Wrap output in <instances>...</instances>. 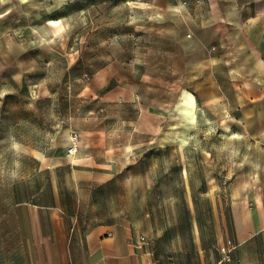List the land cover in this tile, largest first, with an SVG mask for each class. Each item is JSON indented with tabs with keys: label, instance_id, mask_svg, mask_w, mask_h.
Returning <instances> with one entry per match:
<instances>
[{
	"label": "rangeland",
	"instance_id": "1",
	"mask_svg": "<svg viewBox=\"0 0 264 264\" xmlns=\"http://www.w3.org/2000/svg\"><path fill=\"white\" fill-rule=\"evenodd\" d=\"M1 2V252L18 204L54 194L81 229L128 223L155 264L234 244L237 184L264 214V0ZM234 245L264 264V232Z\"/></svg>",
	"mask_w": 264,
	"mask_h": 264
},
{
	"label": "crops",
	"instance_id": "2",
	"mask_svg": "<svg viewBox=\"0 0 264 264\" xmlns=\"http://www.w3.org/2000/svg\"><path fill=\"white\" fill-rule=\"evenodd\" d=\"M73 1L54 0V3L62 6ZM236 191L232 200L236 209L232 240L239 247L242 242L264 232V214L257 202L258 193L253 188L240 183ZM247 209L250 216L240 217L241 210L247 213ZM16 210L17 229L13 234L21 239L20 246L10 252L0 251V264H155L149 249L144 246V238L141 240L140 232L134 231L128 223L105 219L88 229H81L64 213L55 194L50 203H20ZM219 257L216 250L213 253L209 249L206 257L200 250L198 264H216ZM234 258L224 264H242L239 248L234 252Z\"/></svg>",
	"mask_w": 264,
	"mask_h": 264
},
{
	"label": "bare ground",
	"instance_id": "3",
	"mask_svg": "<svg viewBox=\"0 0 264 264\" xmlns=\"http://www.w3.org/2000/svg\"><path fill=\"white\" fill-rule=\"evenodd\" d=\"M0 1L6 2V4H7V2L9 0H0ZM27 1L28 0H20V2H22V3H26ZM48 8H50V4L48 5ZM51 23L54 25L63 26L62 19L53 20V21H51ZM197 110H198V106H197L196 100L194 99V97H192L191 95L186 93L183 96V98L181 99V101L179 102V113L182 116H184L188 120V122H190L192 124V126H194L196 124ZM234 136L235 135H232V137H234ZM180 141L182 143V146H183V144L187 143L185 136L182 137Z\"/></svg>",
	"mask_w": 264,
	"mask_h": 264
},
{
	"label": "built area",
	"instance_id": "4",
	"mask_svg": "<svg viewBox=\"0 0 264 264\" xmlns=\"http://www.w3.org/2000/svg\"><path fill=\"white\" fill-rule=\"evenodd\" d=\"M73 135L74 136L72 137L71 143L67 148L68 157L75 156L79 148V145H78L79 135L78 133H73ZM141 240H143V237H141ZM235 248L236 246L230 240H227L225 243L221 242L219 244V253L221 255V259L218 262V264H221L222 262H232L233 254L231 252L235 250Z\"/></svg>",
	"mask_w": 264,
	"mask_h": 264
}]
</instances>
